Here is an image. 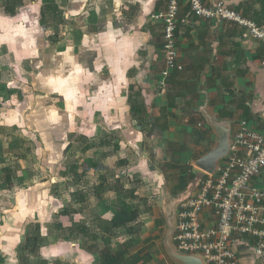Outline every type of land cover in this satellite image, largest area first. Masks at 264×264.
Masks as SVG:
<instances>
[{
    "label": "crops",
    "instance_id": "0c3cea01",
    "mask_svg": "<svg viewBox=\"0 0 264 264\" xmlns=\"http://www.w3.org/2000/svg\"><path fill=\"white\" fill-rule=\"evenodd\" d=\"M202 1L212 6L218 0ZM225 1L246 19L264 26V0ZM168 2L58 3L64 18L51 22H59L64 30L58 35L59 42L49 40L51 48L66 55L67 70L61 76H49L51 91L59 94L65 111L58 114L66 116V121L56 124L88 139L78 148L76 157L82 159L68 161V165L87 159L94 165L99 157L100 166L79 179L75 173L55 175L51 181L60 184L57 193L52 192V183L45 184L47 180L19 189L17 210L13 219H6L9 228L17 229H8L0 237L4 256L0 264H102L105 247L114 253L125 249L126 264H179L157 247L152 236L155 206L150 205L152 192L160 190L163 212L166 196L180 193L176 186L181 169L214 145L215 134L197 110L207 102L211 114L233 121L232 132L246 120L264 134V44L238 25L198 17L186 0L179 1L177 29L183 70L173 71L165 86L161 85L163 25L151 16L165 10ZM67 154L62 151L60 158ZM54 155L52 161L59 160ZM68 180L75 185L68 184L63 190L61 184ZM250 186L264 188V172ZM174 189L176 193L171 192ZM131 191L134 196L127 202L140 212L138 221L131 224L137 230L140 223L137 236L113 226L112 213L107 210ZM201 218L207 227L216 224L212 208H205ZM36 223L44 243L33 253L26 236L27 226ZM232 248L243 264H253L248 238L235 236ZM142 249L150 260L132 263L129 257Z\"/></svg>",
    "mask_w": 264,
    "mask_h": 264
},
{
    "label": "rangeland",
    "instance_id": "374dc122",
    "mask_svg": "<svg viewBox=\"0 0 264 264\" xmlns=\"http://www.w3.org/2000/svg\"><path fill=\"white\" fill-rule=\"evenodd\" d=\"M21 1L16 17L3 19L0 16V125L5 127L0 132V237L8 229H17L9 228L6 219H13L12 214L17 210L15 201L19 189L47 180L45 184L52 183V192L57 193L55 191L60 184L53 183L55 179H51L57 174L72 173L70 166L73 162L68 165V161L81 160V157H76L80 152L78 148L84 147L88 141L84 136L63 130L56 124L59 120L66 121V116L59 115L65 111L59 94L51 91L49 76L56 73L61 76L66 72L63 62L66 55L58 53L59 48H51L49 38L59 42L58 35L64 28L59 26V22H50L47 27L39 26L40 0ZM65 1L59 0L58 3L63 6ZM2 5L3 0H0V10ZM54 24L56 28L52 26ZM64 150L68 154L62 159ZM54 154L59 160L52 161ZM99 161L97 157V164H85L86 169L97 168ZM188 162L196 174L202 173ZM8 175L12 181L8 180ZM72 181L61 184L63 190L68 184H74ZM171 192L176 193L175 189ZM152 197L154 201L150 206H155L152 236L158 249L166 256L162 242L166 226L164 213L160 211V205L164 203L161 191H153ZM0 262H4L1 253Z\"/></svg>",
    "mask_w": 264,
    "mask_h": 264
},
{
    "label": "built area",
    "instance_id": "2783aa9c",
    "mask_svg": "<svg viewBox=\"0 0 264 264\" xmlns=\"http://www.w3.org/2000/svg\"><path fill=\"white\" fill-rule=\"evenodd\" d=\"M179 1L169 0L167 8L152 14L163 25L164 69L161 85L173 71H182L179 62L177 29ZM200 18L238 25L264 44V26L246 19L225 0L206 6L202 0H186ZM264 172V134L242 120L232 132L231 151L216 175H207L196 194L179 207L174 242L187 254H201L208 264H243L232 246L234 237H246L253 247V264H264V188L251 182ZM212 208L216 224L205 226L201 215Z\"/></svg>",
    "mask_w": 264,
    "mask_h": 264
},
{
    "label": "trees",
    "instance_id": "16d2710c",
    "mask_svg": "<svg viewBox=\"0 0 264 264\" xmlns=\"http://www.w3.org/2000/svg\"><path fill=\"white\" fill-rule=\"evenodd\" d=\"M21 0H3V5L0 10V15L16 17L19 13L18 5L21 3ZM41 17L39 19V23L42 27H47L48 24L52 20L64 18L62 15V11L59 9V5L57 0H42V7H41ZM202 121L204 122L203 118ZM205 123V122H204ZM5 129L4 126L0 125V132ZM91 145L86 146L85 149L89 148ZM171 146V145H170ZM93 162L92 159H87L80 163H75L71 165L70 169L72 173H75V176L79 179V176H85L89 170L86 169V165H91ZM89 168V167H88ZM192 166H187L181 169V174L178 178V185L176 186L177 192L184 191L188 185L194 181L198 175H202V179L198 184L197 188H199L206 179L207 175L192 171ZM9 181H12L11 176H7ZM11 186V185H10ZM134 192L131 191V195H124L116 199L115 202L111 206L107 207V210L111 211L112 213V225L121 228L124 227L131 235L136 236L139 234L140 223L137 224V230H135V225H131L136 223L140 217V212L137 208H135L132 204L127 202V199L133 197ZM136 232V233H135ZM29 234L26 236V245L28 248L34 253L38 252L40 246L44 243V239H41V232H40V225L39 224H30L29 225ZM104 252L101 254L102 264H126L125 257V249H122L118 252H112L107 247ZM145 255V256H144ZM130 260L133 259L132 263L139 262L140 260L144 259L145 262L150 260V257L147 254H144V250H140L135 255L129 257ZM143 261V260H142ZM144 263V262H143ZM128 264V263H127Z\"/></svg>",
    "mask_w": 264,
    "mask_h": 264
},
{
    "label": "water",
    "instance_id": "95a60500",
    "mask_svg": "<svg viewBox=\"0 0 264 264\" xmlns=\"http://www.w3.org/2000/svg\"><path fill=\"white\" fill-rule=\"evenodd\" d=\"M197 112L201 115L206 125L214 132V145L202 156L193 160L192 165L202 171V174L214 176L219 171L221 162L227 158L232 146V125L229 119H218L207 109V102L202 105ZM140 129V125L138 126ZM202 179V175L192 181L188 187L175 196H166V205L163 207L165 215L166 232L164 236V246L167 254L179 264H208L201 254H187L180 251L173 241V235L177 225V215L180 205L191 197L192 191L197 188Z\"/></svg>",
    "mask_w": 264,
    "mask_h": 264
}]
</instances>
